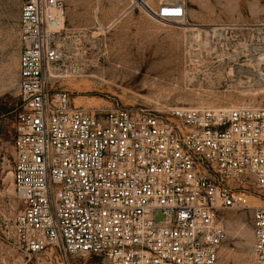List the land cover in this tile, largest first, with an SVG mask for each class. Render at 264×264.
<instances>
[{"label":"built area","instance_id":"obj_1","mask_svg":"<svg viewBox=\"0 0 264 264\" xmlns=\"http://www.w3.org/2000/svg\"><path fill=\"white\" fill-rule=\"evenodd\" d=\"M167 1L157 19L185 17L184 0ZM65 21L66 0H21V249L50 264H228L221 212L252 207L247 264H264V107L77 105L55 87L68 71Z\"/></svg>","mask_w":264,"mask_h":264},{"label":"rangeland","instance_id":"obj_2","mask_svg":"<svg viewBox=\"0 0 264 264\" xmlns=\"http://www.w3.org/2000/svg\"><path fill=\"white\" fill-rule=\"evenodd\" d=\"M71 1L61 40L68 71L55 87L77 105L120 103L160 112L264 107V0H184L185 17L171 21H157L147 9L156 12L167 0H145L147 7L140 0ZM20 14L21 0H0V264H50L28 256L13 229L23 208L13 182L15 122L22 110ZM251 193L250 206H261L257 189ZM253 211L221 212L223 262L250 261ZM86 262L103 264L101 258Z\"/></svg>","mask_w":264,"mask_h":264},{"label":"bare ground","instance_id":"obj_3","mask_svg":"<svg viewBox=\"0 0 264 264\" xmlns=\"http://www.w3.org/2000/svg\"><path fill=\"white\" fill-rule=\"evenodd\" d=\"M140 3L141 4H143V5H145V0L142 2L141 0H140ZM145 7H147L146 5H145ZM147 9L149 10V14L152 16V17H154L157 21H163V20H160V19H157L153 14H154V12H152V9L151 8H148L147 7ZM151 12V13H150ZM175 19H178V18H175ZM171 20H173V19H169L168 21H171ZM261 59V58H260ZM262 60H264L263 58H262ZM261 62V61H260ZM264 63V62H263ZM263 65V64H262ZM261 65V66H262ZM261 69V68H260ZM100 72V71H99Z\"/></svg>","mask_w":264,"mask_h":264},{"label":"crops","instance_id":"obj_4","mask_svg":"<svg viewBox=\"0 0 264 264\" xmlns=\"http://www.w3.org/2000/svg\"><path fill=\"white\" fill-rule=\"evenodd\" d=\"M67 4H69V10H70L71 9L72 1L71 0H66V12H67Z\"/></svg>","mask_w":264,"mask_h":264}]
</instances>
